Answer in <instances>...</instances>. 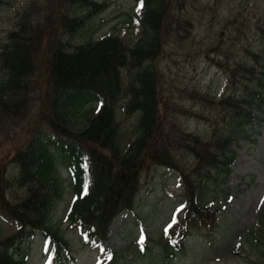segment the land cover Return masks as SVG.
<instances>
[{"label": "trees", "instance_id": "1", "mask_svg": "<svg viewBox=\"0 0 264 264\" xmlns=\"http://www.w3.org/2000/svg\"><path fill=\"white\" fill-rule=\"evenodd\" d=\"M75 3L87 4L89 10L72 14ZM186 5L187 0H143L146 30L134 44L112 32L84 42L70 40L106 1L54 0L52 6L48 0L41 6L39 0H28L16 27L6 37L0 30V125L23 119L34 91L42 100L28 117L36 114L33 118L46 125L15 147V176L8 173L12 161H0V209L18 225L0 240V264H27L28 252L19 247L38 230L47 242L48 264L72 256L70 241L51 218L64 196L60 166L68 173L74 196L66 219L84 233L86 245L108 243L115 218L135 207L142 173L154 164L182 171L188 193L183 216L164 234L168 239L156 241L159 250L151 253L156 261L173 260L184 247L187 225L203 223L209 216L217 220L219 207L201 201L202 187L214 168L229 171L236 156L231 148L236 128L244 129L254 119L252 102L258 96L264 99V50L249 49L252 59H235L223 40L205 45L211 63L227 77L226 92L220 96L199 86L185 96L186 89L173 80L167 87L158 65L162 52L170 43L171 52L187 48L194 39L193 20L182 11ZM181 95L205 109L214 107L222 117L213 123L209 112L200 114L213 127L209 135L177 126L172 116L183 111L177 100ZM89 97L100 105L95 112L87 109V117L79 122L75 114ZM120 103L128 114H139L137 135L129 143L120 135ZM170 109L169 130L163 114ZM46 130L57 140L45 138ZM180 152L205 165L186 168ZM191 174L197 176L193 185L188 181ZM14 182L23 188L21 193L13 189ZM144 246L139 250H152ZM124 249L102 255L101 264H121L123 258L134 264Z\"/></svg>", "mask_w": 264, "mask_h": 264}, {"label": "rangeland", "instance_id": "2", "mask_svg": "<svg viewBox=\"0 0 264 264\" xmlns=\"http://www.w3.org/2000/svg\"><path fill=\"white\" fill-rule=\"evenodd\" d=\"M27 1L0 0V30L3 37L16 27L19 12ZM47 1L39 0L41 6ZM96 1H106L107 6L90 16L69 37L72 43L112 32L122 36L129 44H134L144 34L146 26L141 0ZM88 10L87 4L75 3L70 6L71 13L76 15ZM182 11L193 20L194 39L187 48H174V52H171L170 43L168 49L162 52L158 61L162 82L166 81V86L170 88L171 80L175 81V84L186 89L183 92L185 96H188L190 89L198 86L204 93L220 96L226 92L227 77L211 63L205 53V45L223 40L235 59H252L249 49L264 50V0H187ZM185 96L177 97L183 106V111L172 116L177 126L209 135L213 127L200 114L209 112L213 123L222 117L214 107L205 109L195 99ZM30 97V108L23 119H13L8 124L0 125V161L6 163L14 160L15 147L24 145L39 127L44 129L46 126L33 118L36 114L28 117L34 110L37 111L42 100L39 91H34ZM120 105L117 114L121 123L120 135L129 143L137 135L139 114H128L123 103ZM251 106L256 116L244 129L236 128V137L231 145L236 156L229 171H224L222 166L214 168L202 187L201 201L219 207L217 220L209 216L203 223L187 225L184 247L175 252V257L169 263L156 261L151 253L159 250L156 241L167 240L168 236L164 234L183 216L188 193L182 171L163 164H154L145 169L135 207L117 215L109 232L108 243L89 246L84 244V233L80 228L66 219L73 195L67 180L68 173L60 166L61 176L65 179L64 196L56 203L51 218L70 241L73 257L57 264H99L103 254L123 248L133 257L134 264H264V99L258 96ZM98 107L99 102L89 97L75 117L80 122L87 117L83 114L87 109L94 108L95 112ZM163 117L164 124L170 130L171 109ZM46 131L45 138L57 140L51 132ZM179 156L184 158L185 167L191 170L196 165H205L204 161L194 159L186 152H180ZM14 165V161L8 165L11 176H15ZM196 179V174H191L188 181L193 185L192 181ZM13 189L19 194L23 188L14 182ZM17 228V224L0 209V240L17 231ZM43 237L38 231L35 237L21 243L19 249L28 252L27 264L47 262V242ZM143 240H148L151 251L148 252V247L145 251L139 250ZM124 259L121 264H130Z\"/></svg>", "mask_w": 264, "mask_h": 264}, {"label": "snow or ice", "instance_id": "3", "mask_svg": "<svg viewBox=\"0 0 264 264\" xmlns=\"http://www.w3.org/2000/svg\"><path fill=\"white\" fill-rule=\"evenodd\" d=\"M141 7H143V0H141ZM109 259H110V257H109Z\"/></svg>", "mask_w": 264, "mask_h": 264}]
</instances>
